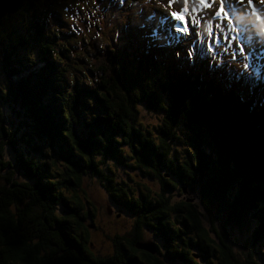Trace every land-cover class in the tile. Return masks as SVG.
Segmentation results:
<instances>
[{
    "label": "trees",
    "instance_id": "16d2710c",
    "mask_svg": "<svg viewBox=\"0 0 264 264\" xmlns=\"http://www.w3.org/2000/svg\"><path fill=\"white\" fill-rule=\"evenodd\" d=\"M59 1L0 0V70L19 64L27 70L11 68L8 86L0 88V109L3 113L5 107L13 116L4 120L0 111V264H139L137 237L131 243L125 235H115L113 253L104 258L87 253L84 239L93 224L86 220L92 215L80 211L88 208L79 195L84 197L86 177L104 182L112 205L132 215L142 228H158L160 235L152 233L163 244V239L175 238V246L188 249L189 253L182 250L188 256L184 260L166 251L168 261L261 264L264 73L258 74L255 67L240 70L230 58L210 69L213 51L198 31L181 36V44L175 42L179 32L171 29L163 43L149 37L139 44L136 39L138 50L133 49L130 57L139 58L138 64L112 55L114 51L107 50L112 42L104 41L100 48L110 56L103 59L95 38L92 43L90 37L70 41L74 30H67L69 19ZM62 1L72 6L80 0ZM101 1L106 10L93 13L97 5L84 6L87 15L101 16L104 23L126 31L131 35L128 46H133L134 37L143 34L134 20L135 13L144 14L143 6L138 11L130 0ZM47 2L58 20L51 23L52 37L42 18ZM71 22L80 28L77 18ZM102 29L95 22V30ZM60 35H65L66 44L56 50L41 46L56 44ZM91 45H96L95 51L89 50ZM18 48L24 53L20 55ZM24 58L31 66L21 62ZM70 58L78 62L74 72L84 74L86 64L93 77L68 74L65 60ZM141 110L153 115L156 123L140 121ZM8 149L19 167L7 158ZM109 161L140 179H132L128 172L123 180L117 179L106 166ZM163 172L174 182L162 180ZM145 182H159V188ZM178 184L184 191L198 192L204 213L188 201L191 197H185L181 187L177 188L181 193L171 197ZM214 204L223 212H214L219 215L216 221L222 218L243 231L250 228L246 250L238 252L233 240L228 241L236 236L215 227ZM175 224L183 228L181 238L173 237L180 232ZM147 255L145 264H163ZM251 255H258V262L251 261Z\"/></svg>",
    "mask_w": 264,
    "mask_h": 264
},
{
    "label": "rangeland",
    "instance_id": "374dc122",
    "mask_svg": "<svg viewBox=\"0 0 264 264\" xmlns=\"http://www.w3.org/2000/svg\"><path fill=\"white\" fill-rule=\"evenodd\" d=\"M59 3V8L62 14L65 15L67 19H69L68 22L70 23V27L66 29L72 31L74 30V35H69L70 41H78L83 37H90L89 43H92L95 38V40L98 41V53L102 55L101 58L103 59H105L108 53L105 56V50L102 51L103 47L100 48L101 46L99 44L103 43L104 41L112 42L107 48V50L114 51L112 52V55L118 57L120 60L129 59L130 63L138 64L141 63V60L139 58L130 57L133 49L138 50L137 48H135V46L137 45V42H135L136 39H138L139 44H141V42L146 40L148 36H153L157 39L160 38V43H163V41L167 39V37L165 36L166 32L168 31V29H171L179 32L175 36V42L181 44V36L190 37L193 35V32L196 34L198 31V34L205 38L208 49L213 51L212 58L210 59V69L212 65H215L216 62L221 61L222 58H230L235 61V64L240 70L241 68L247 70L251 67H255L258 74L264 73L262 71L264 69V0H149V5H146L144 14L140 15L142 18L138 17L139 13H135L136 17L134 19L139 22L136 26L142 29L143 34H146L147 36L145 37L143 34H140L138 38L134 37L135 39L132 40V42H134V45L130 47L128 45H130L129 38L131 37V35L130 37L128 34L126 35V31H123L121 29L122 31L119 32L116 26L112 27L109 23H104L103 18L100 19L101 16L97 17L94 14L90 15L89 17L87 15L85 8L92 7L93 5H97L96 9H92L93 13L100 10H106L102 7L103 2L101 0H80L79 3L72 6L62 0H60ZM118 3L121 4V0H118ZM46 5L47 7L44 9V12L42 14L43 21L46 22L44 29L46 30V33L52 37L55 29L51 26V23L53 20H56V22L58 20L50 11L52 6L48 2L46 3ZM131 13L132 11H130V14ZM185 13L190 20V24L187 26L183 25V21L182 19H180V14ZM75 18L80 21V28L78 29H76V27L71 22V19L74 20ZM95 22H98L100 23V25H102L103 29L101 31L95 30ZM112 25H115L114 22ZM157 25H160V28H158ZM36 29H40V27H37ZM131 32L134 33L133 30ZM64 38L65 35H60L54 41L56 44L47 43L42 44L41 46H49L51 50H56L57 46H60L63 43L66 44ZM146 45L149 44L146 43ZM83 48L87 49L88 46L85 45L83 46ZM89 50L95 51L96 45H91ZM115 50L117 52H115ZM18 52L20 53V55L24 53L21 48H18ZM89 56L90 58H96L97 54L89 53ZM108 56H110V53ZM21 62H27L31 66V62L26 61L25 58L21 60ZM65 63L68 66L65 68L68 74L74 73V75H77L81 79L93 77L92 71L86 64L79 62L80 64L84 65V74H79L78 70L75 72L73 71L78 63L74 58L65 60ZM14 67H16V69L24 70L23 73L27 72V70L24 69L25 67H22L21 64H19L18 67L14 65L11 66V68ZM208 67L206 68L208 69ZM11 68L7 66L8 70L5 69V72L0 70V88L2 90L4 89L3 87L8 86V75L14 73L11 71ZM170 69L176 76L180 74L178 68L173 64ZM0 111L2 113V108L0 109ZM3 111L4 112L2 113V116L4 120L7 118H13L12 114L10 115V112L8 110H5V107H3ZM160 118H163L161 113ZM139 120L149 124L156 123L155 117L145 112L144 110H141V118ZM248 142L249 140H247V143ZM8 150L9 151L7 153L10 154H7V158L10 159L12 164H14V167H19V163H15L14 161V159H16V156L15 158L12 157L13 151L10 149ZM180 156L181 154L179 153L178 157ZM210 156L213 158L215 157L213 155ZM216 156L222 160L220 155ZM213 163L216 165L218 164L219 166L222 165L223 168H228L220 161H214ZM213 163L212 165H214ZM106 166L116 172L115 177H117V179L123 180L126 177V172H128V174L133 177L132 179L136 181L137 179H140L138 175L135 176V173H132V171L127 167L120 165L115 161L107 162ZM90 167H93V165ZM34 169L38 171L39 167L35 166ZM98 172H100V175L104 174L102 171ZM163 173L165 175L164 177H162V180L170 183L174 182L173 178L168 179L169 174L167 172ZM223 174L227 175L229 173L224 171ZM206 176H208V174ZM101 178L103 179V176H101ZM148 183L151 184L150 186H156V188H159V182H145V184L149 186ZM105 186L106 184L102 181H99L95 178L86 177L84 178L82 184L84 197L79 192L81 204H85L88 208H81L80 211L84 212V215H92V220L87 219L86 224H93V226L87 228V234L84 239V246H86V249L89 251L87 252L89 255L91 254L92 256L99 258L107 257L108 255L113 253L112 246L114 240L116 239V237L114 236L125 235L126 239L131 243L134 238H141L140 240L134 242V247L138 251L137 254L142 258L140 259L142 261L145 260V257L143 255L150 254L163 264H177L176 261L172 262L166 259V251H169L174 256H178L183 260L184 258H188V256L182 252L183 250L184 252L189 253L188 249L182 248L181 250L180 247L175 246L176 244H178L175 238L167 240L163 239L165 242L163 244L162 239L158 238L155 234L152 233L156 232L158 235H160L158 228H154L152 230L150 229V227H145L144 229L140 226V223L135 221L132 215L123 210H117L112 205ZM180 187V184H178L176 187H174V189L171 190V192L174 194L181 193V191H178L177 189ZM180 189L183 190L182 187ZM183 192L185 197L189 196L192 198H188V201L195 203L199 210L204 213V210L202 209L199 201L198 192L193 191L194 193H191L184 190ZM171 197L174 199L177 196L171 195ZM214 207V210L211 209V216L213 217L214 221H216V218L219 215H215L214 212L217 213L219 211L218 213L220 214H222L223 212L218 205L215 206L214 204ZM171 214H173L172 218L178 219V216L176 214ZM135 223L138 224V230H136L137 227ZM216 223L217 225H215V227H219L221 231H225L229 234V236H236V239L229 237L228 241L233 240V243L238 252L241 250H246V248L248 247V245L246 244V237L248 231H250V228H247V230L243 231L242 229L236 228L234 226L229 227L228 222L226 220L223 222L222 218L218 219ZM230 224L232 225V223ZM175 226L180 232L178 233V235L173 234V237L181 238V230L183 228L176 224ZM207 226L209 227L208 224ZM208 229H210V227ZM210 235L214 236V233H211ZM146 244L153 246L152 248L154 249V251L151 252L140 247L141 245ZM52 247L55 246L52 245ZM260 248L261 252H263L262 257L264 259V244H262ZM253 251L256 252L255 248L253 249ZM240 259L242 260V258ZM140 260L138 261L139 264H141ZM191 260L192 262L189 261V264H198L202 261V259H198V261H194L193 259ZM250 260L258 262V255H251ZM209 261L210 259L207 260L208 263ZM143 263L145 264L144 261ZM260 263L264 264V260H260Z\"/></svg>",
    "mask_w": 264,
    "mask_h": 264
},
{
    "label": "flooded vegetation",
    "instance_id": "af4514ba",
    "mask_svg": "<svg viewBox=\"0 0 264 264\" xmlns=\"http://www.w3.org/2000/svg\"><path fill=\"white\" fill-rule=\"evenodd\" d=\"M137 0H133L132 2H131V0H130V2L132 3V5H134L133 3H135ZM138 2H139V4L138 5H141V4H143L144 5V7H146V5H149V0H145V1H143V0H138ZM52 44V43H51ZM176 195V194H175ZM115 237V236H114ZM173 258H175V257H173ZM176 259V258H175ZM174 261H176V260H172V262H174ZM198 261V260H197ZM162 263V262H161ZM177 263V262H176ZM198 264H205V262H204V260L202 259V261L201 262H199Z\"/></svg>",
    "mask_w": 264,
    "mask_h": 264
},
{
    "label": "snow or ice",
    "instance_id": "6c2138e0",
    "mask_svg": "<svg viewBox=\"0 0 264 264\" xmlns=\"http://www.w3.org/2000/svg\"><path fill=\"white\" fill-rule=\"evenodd\" d=\"M178 11V10H177ZM180 19H182L183 21V25L187 26L190 24V20L189 17L187 16V14H180Z\"/></svg>",
    "mask_w": 264,
    "mask_h": 264
},
{
    "label": "water",
    "instance_id": "95a60500",
    "mask_svg": "<svg viewBox=\"0 0 264 264\" xmlns=\"http://www.w3.org/2000/svg\"><path fill=\"white\" fill-rule=\"evenodd\" d=\"M90 227H92V225H91ZM140 247L143 248V249H145V250L151 251V252L154 251V249L152 248L153 246H151V245H149V244L141 245ZM193 256H194V257H197L196 255H193Z\"/></svg>",
    "mask_w": 264,
    "mask_h": 264
},
{
    "label": "bare ground",
    "instance_id": "6f19581e",
    "mask_svg": "<svg viewBox=\"0 0 264 264\" xmlns=\"http://www.w3.org/2000/svg\"><path fill=\"white\" fill-rule=\"evenodd\" d=\"M41 32V31H40ZM41 34V33H40Z\"/></svg>",
    "mask_w": 264,
    "mask_h": 264
}]
</instances>
